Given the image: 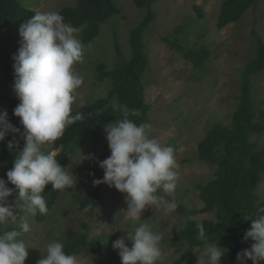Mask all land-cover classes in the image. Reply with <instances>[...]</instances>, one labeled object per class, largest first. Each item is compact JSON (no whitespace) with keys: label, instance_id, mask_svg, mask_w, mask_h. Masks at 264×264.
I'll return each instance as SVG.
<instances>
[{"label":"rangeland","instance_id":"obj_1","mask_svg":"<svg viewBox=\"0 0 264 264\" xmlns=\"http://www.w3.org/2000/svg\"><path fill=\"white\" fill-rule=\"evenodd\" d=\"M113 2L115 13L100 24L91 40L86 41L85 29L79 27V38L85 45V59L75 68L84 77V84L78 90L80 96L73 106V113L99 101H104V108L118 110L119 95L114 92L111 74L118 65L133 58L131 32L144 19L147 11H152L155 18L142 36L148 59L140 80L143 103L148 106L147 123L152 125L150 135L162 145L174 149L178 173L174 195L179 207L170 215H164L161 209L148 208L142 213L140 221H131L124 212L127 210V194L101 184L99 202L89 213L82 200L99 171V164L94 160L81 163L79 148L82 154L92 153L101 160L108 148L104 131L107 124L95 133L74 134L66 144L62 136L42 150L57 151L58 161L64 157L61 164L72 168L73 174L78 177L77 185L74 189L55 191L48 205L49 213H37L32 218V230L24 236L32 247L28 249L25 264H37L52 240L63 242L66 253L75 254L82 264H117L107 245L124 237L131 247L128 234L132 235L141 222L149 224L163 236L161 246L165 255L159 264H207L202 251L203 242L192 246L190 239L178 236L187 228H196L198 223L204 225L205 231L217 226L221 223L222 208L229 204L218 203L208 195L212 184L219 180V165L210 159H222L225 144L221 141L215 144L209 158L203 155L200 145L207 140L214 126L222 129L231 127L241 95V75L246 65L256 58L257 38L264 43V0H254L240 15L228 11L230 14L224 17L222 6H229L226 0H153L146 2L145 6H138L134 0ZM9 3L12 12L23 10L27 16L20 13L21 18L9 19L0 26V49L5 47L9 51L12 69V56L19 48L18 30L31 18L29 13L33 15L35 11L46 10L61 13L64 9L77 6L76 0H10ZM162 38L177 41L183 51L169 47ZM189 50H198L200 56L205 55L199 67L194 68L185 57ZM248 79L254 105L252 122L263 126L260 132H252L248 136L251 156L264 151V70ZM12 86L13 82L9 81L0 66V110H7L10 122L23 132L20 118L13 114L18 104ZM121 118L122 114L117 120ZM12 136L10 133L4 143L0 142V151L7 149V140H11ZM16 138L19 140L18 148L7 149L14 154V158L16 151L25 144L18 134ZM246 161L245 167L250 165V160ZM0 178L7 181L1 162ZM8 186L14 188L10 183ZM159 194L164 195L162 192ZM43 195L46 199L48 194ZM252 195L254 216L256 208L264 206V170L259 172ZM8 199L10 203L14 202L15 193ZM248 229L250 227L241 231V236ZM82 240L85 245L72 253V249L82 246ZM207 243L218 244L211 240ZM251 243L249 240L244 249L249 248ZM222 264H235L229 249L222 257Z\"/></svg>","mask_w":264,"mask_h":264},{"label":"clouds","instance_id":"obj_2","mask_svg":"<svg viewBox=\"0 0 264 264\" xmlns=\"http://www.w3.org/2000/svg\"><path fill=\"white\" fill-rule=\"evenodd\" d=\"M18 31L19 48L12 56V87L19 103L13 114L20 118L23 132L10 122L7 110H0V142H5L11 133L12 139L7 140L9 151L19 146L17 134L25 144L15 153L13 166L6 172L7 181L0 178V264H25L32 247L24 236L32 230V218L37 213H49L43 195L45 187L50 184L53 191L76 187L78 177L72 168L58 162L57 151L42 148L60 139L69 126L85 119L83 113L73 115V106L80 96L78 90L84 84V77L75 68L85 59V45L79 38L81 29L66 23L59 11L46 10L35 11ZM117 107L122 118L104 127L110 156L100 161L92 153L82 154L79 148L81 163L94 160L103 170V178L93 179V186L106 184L126 193L124 212L131 221H140L148 208L161 209L164 215L174 213L179 201L174 195L178 173L173 147L162 145L150 135V123L137 124L129 118L138 116L139 109ZM100 115L98 112L97 116ZM14 193L15 201L10 203L8 198ZM246 219L251 224L243 240L252 243L237 253V264H247L248 260L264 264V206L256 208L254 218ZM196 228L198 239L204 244L202 251L207 264H222L228 249L207 243L202 223ZM127 239L131 247L124 237L112 243L121 264H159L164 258L163 236L149 224L141 222ZM37 264H82V261L75 254L66 253L63 242L52 240Z\"/></svg>","mask_w":264,"mask_h":264},{"label":"trees","instance_id":"obj_3","mask_svg":"<svg viewBox=\"0 0 264 264\" xmlns=\"http://www.w3.org/2000/svg\"><path fill=\"white\" fill-rule=\"evenodd\" d=\"M138 6L147 5L146 2L153 0H134ZM254 0H226L229 6H222V16L229 15L228 11H233V14L240 15ZM10 0H0V26L9 19H19L20 13L23 10H13L10 8ZM77 6L74 9H64L61 14L64 16L65 22L74 27H83L85 29L86 41L91 40L99 29L102 22L112 17L115 13V4L113 0H76ZM17 11V12H16ZM228 13V14H226ZM26 16V15H24ZM32 14L29 13L28 17ZM27 17V16H26ZM155 14L148 10L144 19L135 27L130 35V45L132 48L133 58L118 65L111 74L114 82V92L118 93L120 105H126L129 109H139L138 116H130L137 124L147 123L148 106L143 103V86L141 77L147 68L148 59L144 52V43L142 41L143 32L147 26L153 21ZM163 42L169 47L183 51V48L177 41H172L169 38H162ZM256 58L249 62L243 74L241 75V95L239 97L238 107L232 117L231 127L222 129L214 126L211 129L207 140L200 145V149L205 157L209 158V153L215 144L220 141L225 144V155L220 160L213 159L210 161L217 162L219 165L218 177L211 186L209 196L211 199H216L218 203H229L222 208L221 223L215 227L206 230L207 240L217 242L223 247L229 249L233 254L235 264H237V253L246 247L248 241L243 240L241 231L250 227L251 221L247 218L253 216V189L256 186L257 178L260 171L264 170V151L257 152L250 156L252 147L248 144V136L252 132H260L263 129L261 124L253 123V102L249 90V79L251 75L258 74L264 70V43L260 38L256 41ZM119 53V52H118ZM198 50H189L185 53V57L193 64L194 68L201 65V61L205 55L200 56ZM120 59V55H118ZM0 66L5 70L10 82L14 83V70L9 64V51L5 47L0 49ZM19 103L16 99V105ZM16 107V106H15ZM14 107V108H15ZM104 101L96 102L90 106L84 107L76 112L84 114L83 121H77L69 126L63 135V143H68V139L72 135L82 136L83 133H95L109 122H115L121 115L118 110L114 111L111 108H104ZM75 112V113H76ZM101 113L97 116V113ZM73 113V115H75ZM4 143V142H2ZM110 156L109 147L104 152L101 160ZM57 158V157H56ZM64 158V157H63ZM59 159L58 162L62 163ZM250 160V165L244 166V163ZM14 154L10 153L6 148L0 151V162L3 164L4 170L7 172L13 166ZM103 170L99 167L97 175L93 178H103ZM93 181V180H92ZM99 186H93L91 183L85 193L82 204L89 213L96 207L99 202ZM213 190V191H212ZM47 205L53 199L55 191L51 185H47L44 190ZM219 199V200H218ZM178 237L181 239H190L192 246L201 243L198 239L197 228H187ZM72 249V253L78 252L84 245ZM80 248V249H79ZM110 249L113 261L121 264V260L117 255L116 250L112 245H107ZM178 264V263H176ZM247 264H252L250 260Z\"/></svg>","mask_w":264,"mask_h":264}]
</instances>
